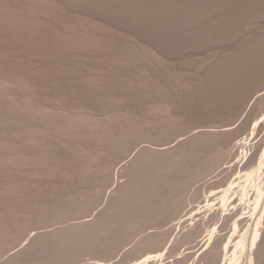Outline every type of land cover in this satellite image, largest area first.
I'll list each match as a JSON object with an SVG mask.
<instances>
[{
  "label": "rangeland",
  "instance_id": "rangeland-1",
  "mask_svg": "<svg viewBox=\"0 0 264 264\" xmlns=\"http://www.w3.org/2000/svg\"><path fill=\"white\" fill-rule=\"evenodd\" d=\"M258 230L264 0H0V264H264Z\"/></svg>",
  "mask_w": 264,
  "mask_h": 264
},
{
  "label": "bare ground",
  "instance_id": "bare-ground-1",
  "mask_svg": "<svg viewBox=\"0 0 264 264\" xmlns=\"http://www.w3.org/2000/svg\"><path fill=\"white\" fill-rule=\"evenodd\" d=\"M76 224H77V223H76ZM80 224L82 225V224H84V223L82 222V223H80ZM73 225H74V224H73ZM77 225H78V224H77ZM84 225H85V224H84ZM86 225H87V224H86ZM86 225H85V226H86ZM79 226H80V225H79ZM85 226H84V227H85ZM87 226H88V225H87ZM90 226H91V225L89 224V227H90ZM70 227H72L71 229H73V230L71 231V233H74V230L77 231V229H74V228L76 227V225H75V226H71V225H70L68 229H70ZM73 227H74V228H73ZM77 227H78V226H77ZM79 228H80V227H79ZM85 228H86V227H85ZM96 228H97V227H96ZM65 229H67V227H66ZM65 229H64V232H63V233H64L63 236L66 237V235H69V234H67V233L65 234ZM71 229H70V230H71ZM83 229H84V228H83ZM83 229H81V230H83ZM86 229H87L86 231H88V228H86ZM89 229H90V228H89ZM93 229H95V228H93ZM78 230H79V229H78ZM98 230H99V229H98ZM98 230H97V231H98ZM84 231H85V229H84ZM259 231H261V230H258L257 233H256V232L254 233V236H256V238L258 237V235H264V232H262V231L259 232ZM66 232H67V231H66ZM68 232L70 233V231H68ZM82 232H83V231H82ZM82 232H81V233H82ZM91 232H93V231H91V229H90V234H92ZM63 233H62V234H63ZM71 233H70V234H71ZM78 233H79V232H78ZM78 233H76V235H77ZM81 233H80V234H81ZM83 233H84V232H83ZM85 234H86V232H85ZM85 234H82V235H85ZM88 234H89V233H88ZM73 235H74V234H73ZM73 235H71V236L73 237ZM59 236H61V235H59ZM87 236H88V235H87ZM76 237H77V236H76ZM80 237H81V236H80ZM69 238H70V236H69ZM82 238H83V236H82Z\"/></svg>",
  "mask_w": 264,
  "mask_h": 264
}]
</instances>
